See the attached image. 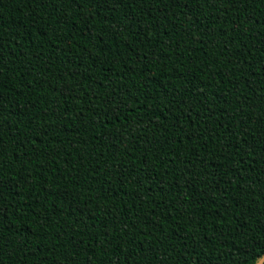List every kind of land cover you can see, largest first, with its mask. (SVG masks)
Returning <instances> with one entry per match:
<instances>
[{"label":"trees","instance_id":"obj_1","mask_svg":"<svg viewBox=\"0 0 264 264\" xmlns=\"http://www.w3.org/2000/svg\"><path fill=\"white\" fill-rule=\"evenodd\" d=\"M263 257L264 0H0V264Z\"/></svg>","mask_w":264,"mask_h":264},{"label":"water","instance_id":"obj_2","mask_svg":"<svg viewBox=\"0 0 264 264\" xmlns=\"http://www.w3.org/2000/svg\"><path fill=\"white\" fill-rule=\"evenodd\" d=\"M264 263V257L259 261L258 264H263Z\"/></svg>","mask_w":264,"mask_h":264}]
</instances>
